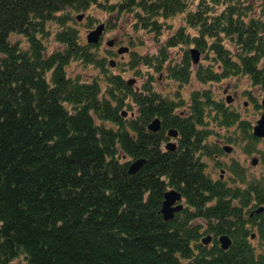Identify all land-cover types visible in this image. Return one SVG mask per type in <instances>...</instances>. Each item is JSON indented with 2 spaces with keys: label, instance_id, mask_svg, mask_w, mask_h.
Segmentation results:
<instances>
[{
  "label": "trees",
  "instance_id": "trees-1",
  "mask_svg": "<svg viewBox=\"0 0 264 264\" xmlns=\"http://www.w3.org/2000/svg\"><path fill=\"white\" fill-rule=\"evenodd\" d=\"M242 2L224 0L214 14L208 0L187 12L186 0H0V264H264V248L251 243L264 242V178L246 181L233 161L228 170L238 177L230 183L205 170V157L222 152L219 139L208 141L209 121L235 126L254 149L251 124L211 89L192 91L186 106L155 91L152 79L137 90L70 23L71 11L96 5L133 13L135 27L159 34L160 17L185 12L196 33L181 26L165 46L192 44L205 54L194 78L247 75L264 92V20ZM50 33L59 47L48 51ZM160 50L136 57L134 67L160 72L168 60ZM75 60L100 74L70 76ZM192 71L187 50L167 66L181 84ZM125 106L136 112L128 116ZM155 117L160 128L148 130ZM168 129L177 131L173 150L165 149ZM136 158L145 162L129 173ZM170 188L185 205L164 220L159 210ZM221 234L231 238L226 249Z\"/></svg>",
  "mask_w": 264,
  "mask_h": 264
},
{
  "label": "rangeland",
  "instance_id": "rangeland-1",
  "mask_svg": "<svg viewBox=\"0 0 264 264\" xmlns=\"http://www.w3.org/2000/svg\"><path fill=\"white\" fill-rule=\"evenodd\" d=\"M188 8L187 11H194L197 7L199 0H186ZM211 1V11L214 14H219L226 4L224 0H208ZM216 1L218 4H214ZM243 6L250 5L252 11L250 16L264 20V0H241ZM72 20L70 23L79 29L81 40L85 41L86 32L99 22H104L105 28L101 34L100 42L94 49L98 56H104L106 60H114V65L110 68L115 73H119L125 80H131L132 85L141 89L149 79H152V86L156 91L161 92L163 95L173 98L175 100H182L184 106L188 104L189 94L195 89H211L216 100L223 101L228 104L244 120L252 125L259 118L261 113L260 101L264 97V92L258 86H253L247 75L229 76L220 81L199 83L194 78V69L192 71L191 79L187 83H179L168 77L167 66L168 64H178L183 60V55L186 50L189 51L193 47L192 44H178L172 47H166V41L169 37L174 35L181 26H184L191 35L196 31L186 25L184 21L185 12L178 13L170 17H160L158 22L162 24L160 33L150 31L145 28L135 27V19L133 13L106 11L96 5H91L86 10L73 12L71 11ZM82 14V18L77 20L76 15ZM54 29V26H51ZM12 40H18L24 45L25 38L23 36L13 35ZM113 40L114 45H107V41ZM48 51L56 49L59 45L53 40L52 34H48L45 38ZM127 45L129 51L123 54L116 52L119 46ZM160 49H164L167 54L168 60H165L164 67L160 72L155 71L153 68L144 66L142 63H137L134 67L135 61L138 56H158L161 53ZM232 49V48H231ZM134 54V56L132 55ZM210 56V54H209ZM136 58V59H135ZM199 63L206 64L205 54L199 53ZM134 59V60H133ZM169 62V63H168ZM67 72L70 76L79 75L81 79L91 80L93 77L99 75V70L92 65H84L78 60L71 61L67 66ZM229 98V103L226 101ZM257 104V106H256ZM127 115H133L136 112V107L132 106L127 109ZM208 128L211 130V135L208 141L212 142L219 139L217 144L223 148L224 145L230 146V151H225L215 154L216 158L205 157L206 172L216 179L221 174V179L230 183V179L238 177L229 172L228 165L233 161L243 170L246 176V181L251 179L264 178V138L256 141L254 149L251 148L252 144L247 141L242 132L231 126L229 128L218 127L209 121ZM231 139L228 142L226 139ZM174 140L168 138V140ZM167 140V141H168ZM166 141V142H167ZM252 158H256V163L251 164ZM183 204L184 200H182ZM255 248L261 250L264 248V242H258V239H253L251 242ZM18 258L11 261L12 264H17Z\"/></svg>",
  "mask_w": 264,
  "mask_h": 264
},
{
  "label": "water",
  "instance_id": "water-1",
  "mask_svg": "<svg viewBox=\"0 0 264 264\" xmlns=\"http://www.w3.org/2000/svg\"><path fill=\"white\" fill-rule=\"evenodd\" d=\"M82 17L81 14L76 15L77 20H80ZM104 28V24L103 23H99L95 26V28L89 30L86 34V40L88 43L91 44H96L99 41V37L102 33V30ZM108 45H112L113 41L109 40L107 42ZM128 48L125 46H121L117 48V53H123V52H127ZM190 52V56H191V60L194 64H196L198 62V57H199V52L195 49V48H191L189 50ZM113 64V63H111ZM229 100V99H228ZM261 107H262V111L261 114L259 116V118L256 120L255 124L252 126V135L254 137H258V138H264V97L261 99ZM124 115V113H123ZM148 130L151 131H157L160 128V120L158 118H154L152 119L148 125H147ZM167 134L169 136L172 137H176L177 136V131L174 129H168L167 130ZM166 149H174L175 148V144L172 141L167 142L166 144ZM224 149L226 151H230V147L229 146H224ZM145 162L144 158H136L132 161L129 162L128 164V172L129 173H134L136 172L141 166L142 164ZM256 160L252 159V164H255ZM181 193L173 188L165 191L164 196H163V200L161 203V207H160V214L162 215V218L164 220H168V219H172L174 216V213H176L177 211L181 210L183 208V204L181 203ZM262 209V207H258L256 211H260ZM218 241H219V245L222 249H226L228 248V246L231 243V239L227 234H221L218 236ZM211 241V235L209 233H207L206 235H204L201 238V242L204 244H208ZM8 264H12V263H8Z\"/></svg>",
  "mask_w": 264,
  "mask_h": 264
},
{
  "label": "flooded vegetation",
  "instance_id": "flooded-vegetation-1",
  "mask_svg": "<svg viewBox=\"0 0 264 264\" xmlns=\"http://www.w3.org/2000/svg\"><path fill=\"white\" fill-rule=\"evenodd\" d=\"M176 81V80H175ZM152 85V84H151ZM152 88H153V86H152ZM137 89V88H136ZM154 89V88H153ZM137 90H139V89H137ZM155 90V89H154ZM156 91V90H155ZM158 92V91H157ZM186 106V105H185ZM214 158H216V155L214 156ZM221 177V176H220ZM263 210V207H262V209L259 211V212H261ZM254 211H256V210H251V212H250V215L254 212Z\"/></svg>",
  "mask_w": 264,
  "mask_h": 264
}]
</instances>
